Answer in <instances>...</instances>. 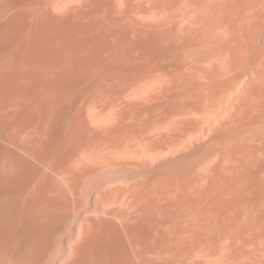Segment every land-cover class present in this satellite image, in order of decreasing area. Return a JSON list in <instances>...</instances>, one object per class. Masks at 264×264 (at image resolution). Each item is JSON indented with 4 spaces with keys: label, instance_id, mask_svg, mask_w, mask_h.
Masks as SVG:
<instances>
[{
    "label": "bare ground",
    "instance_id": "6f19581e",
    "mask_svg": "<svg viewBox=\"0 0 264 264\" xmlns=\"http://www.w3.org/2000/svg\"><path fill=\"white\" fill-rule=\"evenodd\" d=\"M125 1L0 0V264H264V213L237 210L240 208L238 201L241 199L245 201V197H249L245 196L244 180L248 178L244 176L251 168L253 170L251 164L255 162L254 159L248 161V157L254 153L247 144L252 132L246 139L240 131L235 130L225 135L216 134L215 127L210 126L209 120L213 115L210 113L212 111L208 101V97L214 100L216 94L223 96L235 86L237 77L240 76L233 73L235 65L240 58L244 59L243 54L247 51L253 52V61L258 60L253 64H259L256 65L258 68L252 64L253 61L245 59L251 62V67H256L250 70L255 73L257 69V74L247 79V82L251 80L250 83L246 82L247 95L244 88L241 91L245 94L243 97L240 91L233 88L232 97L236 91L238 94L240 92L243 98L241 103L244 101L247 104V112L262 106V113L256 114L258 116L256 119L253 118L255 114L252 116L255 121L251 122L253 121L251 118L249 120L252 124L264 123V85L257 87L264 82V70L260 69L264 68V61H260V57L264 58V10L262 15H259L262 19L259 18L261 23L258 21V27H252V32L247 30L251 32L250 37L253 39V42L249 40L252 44L247 40L251 48L240 43L248 38L246 31L235 35L239 37L240 33H243L242 37L247 36L244 39L239 37L243 41L236 38V42H240L238 45L235 44V48H241L239 45L241 44L242 48L244 47L243 52L246 50L241 57L235 54L233 58L231 55L226 57L225 50H222L224 55L221 53V49L226 47L218 48L221 43L224 41L223 44L229 46L227 39L233 41L235 38L233 35L230 37L227 34L229 36L227 37L223 34L225 41L221 39L223 35L219 32L217 33L220 36H216L220 39L215 37L219 41L213 42L215 39L211 38L209 39L211 43L208 42V45L215 43L213 44L215 51L203 49L202 54L209 55L211 52L215 54L211 56L212 62L225 57L222 61L213 62H219L214 67L212 66L215 64L208 62L207 65H211V68L206 65L207 68L203 66L204 70L202 73L199 72V76L201 73L206 79L208 76L212 83L215 82L213 88H216L214 90L216 92L212 94L215 96L213 97L209 93L213 88L210 90L209 84H207L209 87H206L209 89L204 87L203 83L206 81L204 76V81L200 84L197 83V77L189 71L178 75L171 72L170 68L169 71L144 68L145 66L140 68L137 62L129 60L125 53L128 51V43H125L129 40L128 34L124 36L126 41L123 43L120 41L122 47L115 51V56L113 59L110 58L107 66L102 68L94 65L91 68L85 66L89 65L84 59L91 43L84 40L80 45L76 40H69L68 37L72 36H65L74 27L78 29L77 25H72L75 23L70 22L74 20L69 21L71 24L67 33L64 32L68 28L66 21V26L64 30L62 29V33L65 34L62 35L61 12L66 9L75 11L85 8L113 9L119 12L121 20L103 27L108 31L118 27L119 31L127 33L132 22L129 16L127 18L124 14L125 3H128ZM213 1L215 6L217 0ZM245 1L243 4L246 3L247 8L249 1L252 0ZM191 3L193 4L190 6L195 4ZM262 3L264 0H255L254 5L264 8ZM136 4L135 8L139 5ZM177 4L182 6L184 3ZM201 5L207 4L204 2ZM201 5L200 11L205 8ZM250 5L248 6L252 11L249 7L243 8L251 12V17L253 14L258 17L255 9L258 7ZM150 6L152 7V4ZM158 6L160 5L157 4ZM185 7L187 9V6ZM215 7L221 11L223 5L218 8L216 4ZM216 8L214 10L217 13ZM261 9L260 7L258 11ZM255 10L256 14H252ZM152 12V16L158 14ZM205 12L206 16L211 15L212 18L215 16L214 11L209 15L207 11ZM93 13L91 15L87 13L88 17H93ZM242 15L240 20L247 17L249 21L250 16L247 14L245 16V12ZM82 18L84 21L87 17ZM201 18L200 21L203 19ZM112 19L114 20L113 17ZM217 23L215 25L212 22L214 28L218 27L219 22ZM188 24L179 25L183 29L185 27L191 29ZM149 25L148 23L146 26ZM245 25L238 27L244 28ZM259 26L263 30H257ZM136 27L135 24L132 31L136 32ZM148 27H145L146 30ZM172 27L174 28L173 24ZM176 29L179 30L178 25ZM155 30L157 29H154L153 33L157 35ZM235 30L234 32L239 31ZM158 31L160 29L157 33ZM180 31L182 33L185 29ZM161 34L163 36L164 33ZM164 36L166 37V34ZM147 37L150 38L147 35L145 40ZM80 38L83 36L80 35ZM206 38L204 37L205 40ZM116 39L117 43L120 37ZM120 43H117V46ZM161 43L155 48H159ZM203 44L204 48L206 44ZM151 46H147L148 49L152 50ZM232 47L234 46L227 48ZM111 48L112 46L107 51L110 52ZM218 49L222 57L216 56L215 52ZM185 54L182 55L183 59ZM228 56L233 61L238 58L232 67H229L232 65L231 59L226 61L229 60ZM207 57L206 62L210 61ZM247 61L245 60V63ZM166 62L159 64L170 66ZM243 69L245 72V68ZM194 70L198 72V69ZM240 70L239 74L242 75ZM223 77L227 79L222 81ZM235 100L228 102L227 107ZM216 104H219V100ZM225 107L224 110L228 109L226 114H229V109L232 108ZM236 107L237 105L233 106L234 116L239 112L237 108L234 113ZM244 107L245 105L243 109ZM244 113L246 114L245 111ZM223 114L227 117L225 113ZM241 115H237L238 118ZM220 118H223V115L218 120ZM239 120L238 122L235 120V123H239ZM220 124L225 125V121ZM231 127L233 128V124ZM260 127L258 132L264 131L259 130ZM255 140L257 143L259 139L256 137ZM214 160L217 162L220 175L227 181L224 189L222 187L226 181L223 182L224 186L221 187L220 184L221 188L215 187V184L208 187L213 183L208 182L211 176L209 168ZM257 175L252 179L255 180ZM216 179L217 182H214L218 183V174ZM256 182L254 184L253 181H249V184L257 186ZM213 188H218L220 194L213 193L212 196L220 195L219 198L210 199L211 190L215 191ZM231 193L234 200L228 197Z\"/></svg>",
    "mask_w": 264,
    "mask_h": 264
},
{
    "label": "rangeland",
    "instance_id": "374dc122",
    "mask_svg": "<svg viewBox=\"0 0 264 264\" xmlns=\"http://www.w3.org/2000/svg\"><path fill=\"white\" fill-rule=\"evenodd\" d=\"M126 1H128V3H125V9H124V14H126V17L128 18V16H129V20H130V22H132L131 23V29H129V32H123V31H119V29H117V28H115V27H113V29H111L112 31H108V30H106L105 29V27H103V26H105V25H107V24H109V23H115V22H119L120 20H121V16L119 15V12L117 13V11H115V10H113V9H109V8H99V10H98V8H85V9H83V10H81V9H78V11H75V10H73V9H66V10H64L63 12H61V20H63V21H61V26H62V28H61V33L63 32V30H64V28H65V26H66V21L68 22V24H67V26L66 27H68V28H66V30L67 31H65L64 30V32H68V29H69V24H71V23H75V25L74 24H72L73 26H78L77 28L78 29H76V27H72V25H70L71 26V28H73V29H71V30H73V31H71L70 30V32H69V34L67 33L65 36L66 37H68V36H72V37H68V38H70L69 40H76L77 42H79L80 43V45L84 42V40H86V41H89L91 44L89 45L90 47L88 48V50H87V54H85V61L89 64V65H85L86 67H89V68H91V67H94V66H96V67H98V68H102L103 66H107L108 65V63L111 61V59L110 58H112L113 59V56H115V54H116V52L119 50V48H121L122 47V43H123V41H126V39H124L125 37L124 36H126V34H128L129 35V40H127L125 43H128V51H126L125 53H126V56H127V58L129 59V60H131V61H135V62H137L138 63V66H140V68H143L144 66V68H153V69H156V70H163V71H169L170 69V71L171 72H173L174 74H178V75H180V74H182L183 72H190V73H192V75L194 74L196 77H197V83L199 82L200 84L201 83H203V81H204V79H203V76H204V78H205V75H203L202 76V71L204 70V68H203V66H206L207 64H209L210 62H212L210 59H211V56L213 57L215 54H213L212 52H211V54H209V55H207V53H205L206 54V57L210 60V61H207L206 62V57H204L205 56V54H202V52L204 51L203 49H205V51H207V49H209L210 51H211V49H212V51H213V49L215 48L214 47V45L213 44H215V43H213V44H210V45H208L209 43H211V40H210V42H209V39H215V37H218V36H220L221 34L223 35H226L227 36V34L230 36V37H233V38H235L233 41L232 40H228L227 39V43L229 44V46H234V47H232V48H227V47H229L226 43H224L223 44V42L221 43V45H220V47H218V48H221V47H223V46H226V47H223V49H221V53H222V50L224 51H226L225 52V55H226V57H227V55H231V58H233L234 56V54L235 55H237V57H241L242 56V54L243 53H245L246 52V50H245V52H243L244 51V47L242 48V46H241V44H239L240 45V47L241 48H238V47H236L235 48V44H237L238 45V43L240 42H236V40L237 39H239V40H241V41H243L242 39H240L239 37H242V34L244 33L243 32V30L244 31H246V34L248 35V38L245 40L244 39V37L246 36H244V37H242L243 39H244V42H240V43H242V45H244V46H247V47H250V44H252V40L253 39H251V32H252V30H253V28L252 27H255V26H257L258 27V25H257V23H258V21H259V18L260 19H262L261 17L262 16H259V15H262V12H263V10H264V8H263V6H256V5H254L255 4V0H252V1H249V3H248V5H250V3H251V5L252 6H255V7H258V8H255L256 10H257V16L258 17H256L253 13H255L256 12V10L255 11H253L252 12V17H251V12L250 11H252L250 8L251 7H249L248 5H247V8H245L246 7V3L245 4H243L244 2V0H232L231 2H227V1H229V0H217V2H215V6H216V4L218 5V8L219 7H221L222 5H223V7L221 8L222 10L220 11V8H219V10L214 6V1L213 0H192V1H190V0H168V2H171V3H168L167 2V0H159L158 1V3L156 2L157 0H149V2H148V0H126ZM125 1V2H126ZM161 1V2H160ZM166 1V2H165ZM183 1H185L187 4H185V2H183ZM188 1V2H187ZM239 1V2H238ZM247 1V0H246ZM245 1V2H246ZM247 1V2H248ZM142 2H144L145 3V5L142 3ZM155 2H156V4H155ZM160 2V3H159ZM163 2H165V3H163ZM173 2V3H172ZM190 2V3H189ZM191 2H194L195 4V6L193 5V6H190V5H192L193 3H191ZM205 2V4H207L206 6L205 5H201V4H203ZM221 2V3H220ZM136 3H138L139 5L136 7V8H139L138 10L135 8V6L137 5ZM141 3V4H140ZM149 3V4H148ZM164 5H163V4ZM175 3V4H174ZM177 3H184L182 6L184 7H182L181 6V4L178 6V4ZM189 3V4H188ZM224 3V4H223ZM234 3V4H233ZM136 4V5H135ZM150 4H152V7L150 6ZM153 4H155L156 5V7H157V4L158 5H160V6H158L157 8L156 7H154L153 6ZM167 4H170V5H167ZM173 4V5H172ZM177 4V5H176ZM201 5V7L202 6H204L205 8H203L205 11H207V14L209 15V13L211 14V12L213 13V11H214V13H215V16L217 15V13L219 14V15H217V17L218 18H216L215 16H213V18L211 17V15H209V16H206V12L202 9L201 11H200V5ZM229 4H230V6H229ZM147 5V6H146ZM163 5V6H162ZM189 5V6H188ZM220 5V6H219ZM235 5V6H234ZM250 5V6H251ZM262 5H264V3H262ZM151 8H150V7ZM166 6H168V8L166 7ZM172 6H174V8L177 10H175ZM182 8H181V7ZM185 6H187V9H189V10H187L186 9V7ZM216 8V11H217V13L215 12V8ZM225 6V7H224ZM234 6V7H233ZM238 6V7H237ZM167 9H166V8ZM178 7H180V9H178ZM228 9H227V8ZM241 7V8H240ZM245 9H248V7H249V9H250V11L249 10H245ZM262 8L261 10H259L258 11V9L259 8ZM145 8V9H144ZM150 8V9H149ZM153 8L155 9V10H153ZM165 8V9H164ZM174 10H173V9ZM192 8V9H191ZM198 8H199V12L200 13H198ZM210 8H212V9H210ZM235 8V9H234ZM254 8V7H253ZM91 9V10H90ZM109 9V10H108ZM130 9H131V11H130ZM147 9H148V11H149V13H148V11H147ZM164 9V10H163ZM172 10V11H170V10ZM182 9H184V10H182ZM211 11H210V10ZM241 9H243V10H245L244 12H245V16H246V14H247V16L251 19V18H255L254 20L253 19H251V21H250V19H249V21L246 19L247 17H245V19L244 20H247L246 22L244 21V20H240V18H241V15L243 14L244 15V12H243V10H241ZM88 10H90L89 12H87ZM104 10H105V12H104ZM143 10V11H142ZM146 10V11H145ZM170 12H169V11ZM181 10L183 11V12H181ZM191 10V11H190ZM226 12L227 10L230 12H224V11ZM232 10V11H231ZM89 14V15H91L92 13H93V11H95L96 13H93V17H88L89 15L86 13V12ZM102 13H101V12ZM109 11H111V12H109ZM152 11H154L155 13H158V14H155V16H152V14H153V12ZM156 11H158V12H156ZM223 11V12H222ZM237 11V12H236ZM76 12H77V14H78V17H77V14H76ZM84 12V13H83ZM126 12V13H125ZM134 12V13H133ZM170 14H169V13ZM178 13V14H176V13ZM203 12H205L204 14H203ZM247 12V13H246ZM81 13V14H80ZM85 13H86V15H85ZM129 13L131 14V15H129ZM160 13V14H159ZM181 13V14H180ZM184 13V14H183ZM227 13H228V15H227ZM240 13H242V14H240ZM249 13V14H248ZM259 13V14H258ZM261 13V14H260ZM66 14V15H65ZM76 14V15H75ZM95 14V15H94ZM100 16H99V15ZM113 14V15H112ZM117 14V15H116ZM137 14H139L138 15V18H137ZM175 14V15H174ZM198 14H200L199 16H198ZM231 14V15H230ZM237 14V15H236ZM256 14V13H255ZM65 15V16H64ZM69 17H68V16ZM75 15V16H74ZM108 15V16H107ZM116 15V16H115ZM134 15H136L135 17H134ZM144 15V16H143ZM180 15V16H179ZM186 15V16H185ZM197 15V16H196ZM213 15V14H212ZM242 15V16H243ZM96 16V17H95ZM102 16V17H101ZM104 16V17H103ZM204 16V17H203ZM227 16H228V18L229 19H227ZM230 16V17H229ZM240 16V17H239ZM73 17V18H72ZM82 17H87L86 18V20H85V18H84V21H82L83 20V18ZM110 17V18H109ZM112 17L114 18V20L112 19ZM186 17H188V18H186ZM204 19V22H202L203 21V19ZM207 17H211L210 19H213V20H210V19H208ZM224 17V18H223ZM68 19V20H66V19ZM92 18V19H91ZM144 18H145V22H144ZM160 18H161V20H160ZM198 18V19H197ZM200 18L202 19L201 21H200ZM231 18V19H230ZM237 18V19H236ZM89 19V20H88ZM108 19V20H107ZM149 19H151L150 21H149ZM155 19V20H154ZM172 20V22H175L177 25H178V29L179 30H177L176 28H177V25L175 26V23H171L169 20ZM182 19V20H181ZM198 21H197V20ZM214 19H217V21L216 20H214ZM221 19H222V21H221ZM70 20H74L73 22L72 21H70ZM78 21V22H76V21ZM93 20V21H92ZM160 20V21H159ZM164 20V22H161V21H163ZM179 20H180V22H179ZM186 20H187V22H186ZM219 20V21H218ZM229 20V21H228ZM252 20H253V22H252ZM71 23H70V22ZM108 21V22H107ZM136 21V22H135ZM139 23H138V22ZM153 21V22H152ZM155 21V22H154ZM159 21V22H158ZM205 21H207V22H205ZM215 21H216V23H215ZM235 21H238V23L239 24H243V25H245V24H247V25H250L249 27L247 26L246 27V25H245V27L243 28V26H242V28L241 27H238V26H241V25H239L237 22L235 23ZM255 21V22H254ZM257 21V22H256ZM94 22V23H93ZM147 22V23H146ZM161 22V23H160ZM183 22H184V24H183ZM186 22V23H185ZM190 22V24H188ZM212 22H214V24L216 25V24H218L217 22H219V25H217L218 27H216V28H214V24L212 25ZM231 22V23H230ZM241 22V23H240ZM243 22H245V23H243ZM249 22V23H248ZM252 22V23H251ZM65 24L64 26H63V24ZM79 23V24H78ZM146 23V25H148V23L150 24L149 25V27L148 26H146V25H144ZM157 23V24H156ZM163 23V24H162ZM170 23V25H168V24ZM199 23V24H198ZM222 23V24H221ZM259 23H261L260 21H259ZM258 23V24H259ZM135 24L137 25V31L136 32H134V31H132V27L133 26H135ZM161 25V26H157V25ZM172 24H173V26H174V28L172 27ZM182 24V26H186V24H188L187 26H189L190 25V28L191 29H189V28H187V27H185L184 29H185V31H184V29L180 26V25ZM192 24V25H191ZM205 24V25H204ZM207 24V25H206ZM231 24V25H230ZM254 24V25H253ZM100 25V26H99ZM148 27V29L146 30V28L144 27ZM156 25V26H155ZM165 25H167V26H165ZM264 25V24H263ZM99 26V27H98ZM102 26V27H101ZM165 26V27H164ZM238 28H237V27ZM94 27V28H93ZM96 27H97V29H96ZM156 27V28H155ZM164 27V28H163ZM172 27V28H171ZM180 27V28H179ZM82 28V29H81ZM99 28V29H98ZM102 28H103V30H102ZM144 28V29H143ZM163 28V29H162ZM212 28V29H211ZM233 28H236L237 30H239V31H237V30H235V29H233ZM241 28V29H240ZM246 28V29H245ZM63 29V30H62ZM154 29H160V31H158L159 33H157V30H155L154 32H156V34L157 35H154V33H153V30ZM172 29H174V30H172ZM189 29V30H188ZM218 29V30H217ZM251 30V32L250 31H247V30ZM260 29V26H259V28L257 29V30H259ZM261 29H262V27H261ZM260 29V30H261ZM264 29V28H263ZM262 29V30H263ZM75 30H76V32H75ZM87 31V32H85V31ZM93 30V31H92ZM131 30V31H130ZM180 30H183L184 32H182L181 33V31ZM187 30V31H186ZM230 30V32H228ZM234 30L235 31H237V32H234ZM254 30H256V29H254ZM89 31V32H88ZM106 31V32H105ZM147 31V32H146ZM189 31V32H188ZM192 31V32H191ZM205 31V33H203L202 34V32H204ZM78 32H80L79 34H78ZM122 32V33H121ZM164 33V34H166V37L164 36V34H163V36H162V34L161 33ZM217 32H219L220 33V35H218L219 33H217ZM239 32H243V33H240L241 34V36H235V35H238L239 34ZM248 32H250L249 34H248ZM53 33H54V31H53ZM73 33H74V35H76V37L73 35ZM94 33H95V35H94ZM147 33V34H146ZM193 33V34H192ZM217 33V34H216ZM229 33H231V34H229ZM65 34V33H64ZM63 33H62V35H64ZM101 34V35H100ZM112 34V35H111ZM117 34V35H116ZM124 34V35H123ZM144 34H146V35H144ZM154 36H153V35ZM172 34H175V35H173L172 36ZM186 34V35H185ZM68 35V36H67ZM80 35L81 36H83V38H80ZM93 35V36H92ZM100 35V36H99ZM114 35V36H113ZM150 36V38L149 37H147V39L145 40V37L146 36ZM188 35V36H187ZM203 37H202V36ZM216 35H218V36H216ZM224 35L223 36H221V39L224 37ZM231 35H233V36H231ZM97 36H98V38H97ZM116 36V37H115ZM225 36V37H226ZM229 36H227V37H229ZM101 37V38H100ZM118 37H120V40H118V42L117 43H120V41L122 42V43H120L119 44V46H117V43H116V38H118ZM139 37V38H138ZM151 37H153V38H151ZM157 37H159V38H157ZM177 37V38H176ZM186 37V38H185ZM204 37H207L206 38V40L204 39ZM226 37V38H227ZM238 37V38H237ZM247 37V36H246ZM245 37V38H246ZM65 38V37H64ZM67 38V39H68ZM90 38H92V39H90ZM108 38H111V39H108ZM162 38H163V41H162ZM183 38V39H182ZM219 39H220V37H218ZM237 38V39H236ZM109 41H108V40ZM115 39V40H114ZM165 39V40H164ZM166 39H167V41H166ZM213 39V40H214ZM224 40H225V38H223ZM230 39V38H229ZM66 40V39H65ZM92 40H94L93 42H91ZM98 40V41H97ZM102 40H104V41H106V42H104V41H102ZM154 40H156L155 42H153ZM160 40V41H159ZM203 40H204V42H203ZM212 40V41H213ZM250 40V41H252V42H250V44L248 45V41ZM144 41H145V43H144ZM150 42L149 43V45L151 46V42H152V45L153 46H151V48L153 47V49L151 50L150 48L148 49V47H150L149 45H147L148 44V42ZM206 41V42H205ZM217 41H219V40H217V39H215V41H213V42H217ZM221 41V40H220ZM226 41V40H225ZM67 42H70V41H68L67 40ZM95 42V43H94ZM103 42V43H102ZM158 42V43H157ZM162 42V43H161ZM164 42H165V45H164ZM205 43V44H203V43ZM209 42V43H208ZM247 43V44H243V43ZM93 43V44H92ZM109 43V44H108ZM137 43V44H136ZM157 43V44H156ZM161 43V45H159L158 47L159 48H155V46L156 45H158V44H160ZM192 43V44H191ZM219 43V42H218ZM103 44V45H102ZM145 44V45H144ZM174 44V45H173ZM188 44V45H187ZM199 44V45H198ZM202 44L203 45H205L204 46V48H203V46H202ZM234 44V45H233ZM94 45H96V46H94ZM98 45V46H97ZM116 45V46H115ZM121 45V46H120ZM142 45H144V46H142ZM164 45V46H163ZM216 45H218L219 46V44H217L216 43ZM215 45V46H216ZM93 46V47H92ZM112 46V48H111V50H110V52H109V50L107 51V49H110V47ZM148 46V47H147ZM179 46V47H178ZM190 46H192V48L190 47ZM198 46V47H197ZM257 46V45H256ZM113 47H114V49H116V50H114L113 49ZM143 47H144V49H143ZM169 47V48H168ZM176 47V48H175ZM199 47H200V49H199ZM98 48V49H97ZM148 49V51H147V49ZM171 48V49H170ZM217 48V47H216ZM225 48V49H224ZM228 50H227V49ZM251 48V47H250ZM249 48V49H250ZM103 49V50H102ZM113 49V50H112ZM118 49V50H117ZM145 49H146V51H145ZM154 49H156V50H154ZM166 49V50H165ZM170 49V50H169ZM190 49H191V51H190ZM199 49V50H198ZM243 49V50H242ZM245 49H247V48H245ZM99 52H98V51ZM150 50L151 51H153L154 52V54H153V52L151 53L150 52ZM178 50V51H177ZM189 50V51H188ZM197 50V51H196ZM233 50H236V51H234L233 52ZM89 51H91V52H89ZM106 51V52H105ZM116 51V52H115ZM139 53H138V52ZM144 51V52H143ZM156 51V52H155ZM173 51V52H172ZM214 51H215V49H214ZM217 51H218V53H217ZM95 52L97 53V54H95ZM114 52V53H113ZM151 53V55H153L152 56V59H151V55H150V53ZM162 52L163 53H165V54H162ZM197 52V53H196ZM89 53H90V55H89ZM124 53V54H125ZM148 53V54H147ZM161 53V54H160ZM167 53V54H166ZM168 53H169V55H168ZM186 53V54H185ZM190 53V54H189ZM204 53V52H203ZM209 53V52H208ZM216 56L218 57V56H221V54L219 53V49L218 50H216ZM142 54V56H140ZM173 54V55H172ZM183 54H185V58L184 59H186V60H184L183 58H182V55ZM193 54V55H192ZM219 54V55H218ZM223 55H224V53H222ZM239 54V55H238ZM246 54H248L249 56L247 57V55ZM246 54H243V56H245L244 57V59H243V57H242V59L240 58L239 59V64H242V65H239L238 63L235 65V69H234V74H236L237 76L238 75H240L241 76V80H240V76H236L237 77V82H238V84H234L235 86L233 87L234 88V90L236 89V90H238V91H242V90H244V92H245V94H246V92H247V86H246V84L249 82V80H248V82H247V79L248 78H252V77H254V74H257L256 72H257V69H255L256 71H255V73H253L250 69H254V68H256L257 66L256 65H259V64H256V65H254L253 63L254 62H256V61H253V52H249V51H247V53ZM103 55V56H102ZM105 55H107V56H105ZM145 55H146V57L148 58H146L145 57ZM150 55V56H149ZM160 55V56H159ZM173 57H172V56ZM187 55H188V59H187ZM190 55V56H189ZM222 55V56H223ZM93 56V57H92ZM101 56V57H100ZM106 58H105V57ZM111 56V57H110ZM149 56V57H148ZM156 58H155V57ZM192 56V57H191ZM200 58H199V57ZM201 56H203V57H201ZM221 56V57H222ZM228 56V58H229V60L227 59L226 61H230V57ZM91 57V58H90ZM99 57V58H98ZM108 57V58H107ZM142 57V58H141ZM162 57V58H161ZM169 57V58H168ZM217 57H215V58H217ZM224 57V56H223ZM223 57H222V60H223ZM236 57V58H237ZM98 60H97V59ZM147 59V60H145V59ZM154 58V59H153ZM158 58V59H157ZM161 58V59H160ZM192 58H194V59H192ZM225 58V57H224ZM235 58V60H237ZM245 58H248L249 60L248 61H250L251 60V62H252V64L254 65V66H256V67H251L252 66V64H251V62H248L247 61V59H245ZM261 58V60L260 61H264V58L263 57H260ZM101 59V60H100ZM105 59V60H104ZM108 59V60H107ZM138 59H139V61H138ZM141 59V60H140ZM157 59V60H156ZM173 59H174V61H173ZM206 59V60H205ZM162 60V62H160ZM212 60H215V59H213L212 58ZM217 60H220V61H222L221 59H218L217 58ZM217 60H215V61H213V62H216ZM233 61L232 59H231V61H230V63H232V65L231 66H229V67H232V66H234L233 65V62H236V61ZM240 60H244V62L243 63H241L242 61H240ZM245 60L248 62V64H247V62L245 63ZM108 61V62H107ZM147 61V62H146ZM167 61V62H166ZM170 61V62H169ZM184 61H185V63H184ZM188 61H190V62H188ZM95 62V63H94ZM104 62H106V64L104 63ZM145 62L147 63L146 65H145ZM169 63V65L170 66H168V64H162L161 66H160V64L161 63ZM188 62V63H187ZM209 62V63H208ZM211 63V64H215V65H213L212 67H214V66H216L218 63ZM257 62H258V60H257ZM256 62V63H257ZM157 63V64H156ZM160 63V64H159ZM229 63V62H228ZM245 63V64H244ZM105 64V65H104ZM140 64V65H139ZM143 64V65H142ZM155 64V65H154ZM92 65H94V66H92ZM99 65V66H98ZM158 65L160 66V67H158ZM173 65V66H172ZM183 65V66H182ZM192 65V66H191ZM194 65H195V67H194ZM190 66V67H189ZM208 66V68H211L209 65H207ZM207 66H206V68H207ZM156 67V68H155ZM241 68V70H240V68ZM260 67V66H259ZM163 68V69H162ZM170 68V69H169ZM200 68V69H199ZM203 68V69H202ZM205 68V69H206ZM243 68H245V72L244 71H242V70H244ZM258 68V67H257ZM165 69V70H164ZM194 69H198V72H195V70ZM233 69V68H232ZM261 69V71H263L264 70V68H260ZM173 70V71H172ZM239 70L241 71L240 73H243L242 75L241 74H239ZM197 71V70H196ZM251 71V72H250ZM254 71V70H253ZM260 71V70H259ZM258 71V72H259ZM260 71V72H261ZM199 72H201L200 73V75L201 76H199ZM238 73V74H237ZM245 73V74H244ZM247 73V74H246ZM251 73V74H250ZM198 74V75H197ZM259 74V73H258ZM248 75H250V76H248ZM207 76V75H206ZM227 76H229V74L227 75ZM243 77V78H242ZM226 78V77H225ZM228 78H230V76L228 77ZM200 79L202 80V81H200ZM210 78H208V76H207V79L205 78V80L206 81H204L205 83H203L204 84V87H205V89H209L210 88V90H212V88L213 87H215V82L214 83H212L210 80H209ZM227 79V78H226ZM226 79H224V77L222 78V81H224V80H226ZM195 80V81H196ZM251 81V80H250ZM207 82V83H206ZM247 82V83H246ZM257 82H260V81H257ZM257 82H255L256 84H257ZM250 83V82H249ZM261 83V82H260ZM260 83H258V84H260ZM263 83V84H262ZM260 85H255V86H257V87H261V86H263L264 85V82H262ZM203 84H202V86H203ZM207 84H209L211 87H209ZM211 84H214V85H211ZM245 85V86H244ZM248 85V84H247ZM209 87V88H206V87ZM237 86V87H236ZM203 87V88H204ZM233 88L232 89H230L229 91H227L223 96H222V94L219 96V95H217L216 94V98L213 100V99H211V97H208V101H209V105L211 106L210 107V110L212 111V112H210L213 116H211V119L209 120L210 121V126L211 127H215V133L216 134H229V133H231V132H233L234 130L235 131H240L241 133L240 134H242L243 135V137L246 139V137L248 138V136H249V133L251 134V132H252V134L249 136V140L247 141V144H248V146L249 147H251L254 151V153L251 155V156H253L252 158H251V156H249L248 157V161H251L252 159H254L255 160V162L254 163H256V165L253 163V164H251V167H253V170H252V168L249 170L250 172H246V175L244 176L245 178H248V179H245L244 180V185H245V196H247V195H249V197L247 198V197H245V201L243 200V199H241V200H239L238 202H240V208H237V210H239V211H250V212H253L254 213V211H256V213H264V157H262L263 155H264V152H262V151H264V143L262 144V142H264V139L262 140V138H264V131H262V132H258V127H260L259 128V130L261 129H263L264 130V123L263 124H252L251 122H254L255 121V119L258 117L257 115H259V114H261L262 113V109H263V107L262 106H258V107H256L255 108V110H258L259 112H257V111H255L254 109L253 110H251V111H248L247 112V108L248 107H246L247 106V104L244 102V101H242V103H241V100L243 99L242 97L245 95L244 93H242V97H241V93L239 92V94H238V91H236L235 92V98L234 97H232L233 95H232V93H234V91H233ZM244 88V89H243ZM204 89V90H205ZM209 90V91H210ZM214 90H216V88L214 89L213 88V90H212V92L210 91H207V92H209V93H211V95L212 94H215V92L216 91H214ZM214 91V92H213ZM205 92V91H204ZM208 93V94H209ZM227 93H228V95H227ZM208 94H207V96H208ZM236 94H237V97H236ZM206 95V94H205ZM210 95V94H209ZM210 95V96H211ZM247 95V94H246ZM213 96V95H212ZM227 96L229 97V98H227ZM213 97H215V96H213ZM217 99V100H216ZM230 101H229V100ZM234 99H236L235 100V102L233 101L232 103V105L235 107L236 105H237V107L235 108V111H234V113L237 111V108L239 109L238 111L240 112V113H243L242 115L238 112V113H236L238 116L239 115H241V117H239L238 118V116L237 115H235L234 116V114L232 113L233 112V106L232 105H230L229 107L230 108H232V109H229V114H226V112L228 111V109H226V108H229V107H227L229 104H228V102H231V100H234ZM210 100H212L211 102H210ZM218 100H219V104H216V102H218ZM235 103H238V104H235ZM226 104H228V105H226ZM240 104H242V105H240ZM243 105H245V107H244V109H243ZM214 106H216L217 107V109H215V107ZM226 106V107H225ZM224 107H225V109L227 110H224ZM240 107V108H239ZM261 107V108H260ZM216 110H214V109ZM213 109V110H212ZM240 109H242L241 111H240ZM260 109V110H259ZM223 110L225 111V112H223ZM230 110H232L231 112H230ZM214 111V112H213ZM244 111L246 112V114L244 113ZM225 113L226 114V116L227 117H225V115L223 114V113ZM253 112H256V113H253ZM228 113V112H227ZM231 113H232V115H231ZM249 113V114H248ZM223 115V118H220V120H218L219 119V117H222V115ZM253 114H257L256 116H254L253 118H255V119H253L252 118V116H253ZM229 115H231L232 117H235V118H231V116H229ZM244 115H245V117L246 118H244ZM248 115L250 116V117H248ZM215 117V118H214ZM216 117H217V119H216ZM231 118V119H226V118ZM237 117V118H236ZM213 118V119H212ZM251 118V119H250ZM236 120V122H238V119H240L239 120V123H235V120ZM245 119V120H244ZM248 119V120H247ZM253 120V121H251L250 122V120ZM218 121V122H217ZM225 121V125H221L220 123L221 122H224ZM229 121V122H228ZM231 121V122H230ZM243 121H246V122H244L245 123V126H244V123H243ZM217 123H219L218 125H217ZM229 123V124H228ZM240 123L242 124V125H240ZM232 124H233V128L231 127L232 126ZM227 125H229V126H227ZM237 125H239V126H241V127H239V126H237ZM235 126V127H234ZM258 126V127H257ZM227 127H228V129H227ZM229 127H231L232 129H230L229 130ZM237 127H239V128H237ZM253 127V128H252ZM255 127V128H254ZM225 128H226V130H225ZM242 128V129H241ZM227 130H228V133H227ZM247 130H248V134H247ZM226 131V132H225ZM246 131V132H245ZM258 132V133H257ZM261 134V136H254L255 134ZM245 135H247V136H245ZM257 137V143H256V140H255V138ZM251 139H253V141L251 140ZM250 141H252V142H250ZM261 141V142H260ZM260 144H262V145H260ZM250 143H254L253 145L252 144H250ZM256 144H257V146H256ZM261 146H259V145ZM262 146H263V148H262ZM256 148L258 149V150H256ZM259 149H260V151H259ZM262 150V151H261ZM256 151H257V153H256ZM260 152V153H259ZM262 153V154H261ZM257 155V156H255V155ZM261 154V156L260 157H258L259 155ZM253 160V161H254ZM257 160H258V162H257ZM215 162H216V160H214V162H213V164H212V166L210 165V168H209V176L211 177H209V182L208 183H211V182H213V183H211L210 185H208V187L210 186V187H213L214 185L213 184H215V187H218V188H221L222 186H224V187H222L223 189L227 186V181H226V179H225V177H222L221 175H220V173H219V171H218V168H217V162H216V164H215ZM261 162V163H260ZM258 163V164H257ZM260 164V166H258ZM255 166V167H254ZM257 166V167H256ZM263 166V167H262ZM213 167L214 168H216L215 170L213 169ZM259 167V170H257V168ZM262 168V169H261ZM252 170V171H251ZM255 170V171H254ZM214 171H216V172H214ZM252 173V174H251ZM254 173V174H253ZM258 175H257V174ZM218 174V177H219V181H218V183H216L217 182V179L215 180V178H216V175ZM250 174H251V177H250ZM247 175H249L248 177H247ZM255 175H257V177H256V179L254 180V179H252V178H254L255 177ZM263 175V176H262ZM213 176V177H212ZM262 176V177H261ZM215 177V178H214ZM213 178H214V181H216V182H214V181H212L213 180ZM249 178H250V180H249ZM262 178H263V180H262ZM226 181V183H224V185H223V182H225ZM246 181V182H245ZM249 181L251 182V181H253V183L255 184V182H256V184H257V186L255 185L254 186V184H252L251 183V185L249 184ZM263 182V184H262V182ZM261 182V183H260ZM220 184H222L221 185V187H220ZM213 185V186H212ZM249 185V186H248ZM246 186H248V187H246ZM260 186V187H259ZM259 187V189L260 188H263L261 191L258 189V190H256V188H258ZM218 188H213V189H215V191L217 192H215V191H213V190H211V194H210V196H212L213 195V193L216 195H218V194H220V192L218 193ZM251 189H252V191H251ZM247 191H248V193H247ZM259 191V192H258ZM258 193H260V194H258ZM212 196V197H210V199H216L218 196ZM231 195V196H230ZM252 195V196H251ZM260 195V196H259ZM219 197H220V195H219ZM218 197V198H219ZM229 199H232V200H234L232 197H234L233 196V194L231 193V194H229ZM244 197V196H243ZM250 197H251V201H250ZM228 199V198H227ZM228 199V200H229ZM236 201V200H235ZM263 202V203H259V202ZM256 202V203H255ZM247 203V204H246ZM238 206V205H237ZM239 207V206H238ZM248 207V209H246ZM249 208H250V210H249ZM255 208V209H254ZM233 209H235V208H233ZM259 209V210H258ZM237 210H235V211H237Z\"/></svg>",
    "mask_w": 264,
    "mask_h": 264
}]
</instances>
